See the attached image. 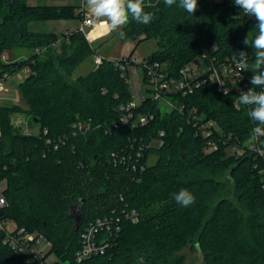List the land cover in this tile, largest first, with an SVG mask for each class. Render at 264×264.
<instances>
[{
	"label": "trees",
	"instance_id": "obj_1",
	"mask_svg": "<svg viewBox=\"0 0 264 264\" xmlns=\"http://www.w3.org/2000/svg\"><path fill=\"white\" fill-rule=\"evenodd\" d=\"M30 1L0 0V76L29 71L19 83L27 108L0 104V182L6 181L0 220L43 234L52 247L42 259L17 253L0 228V264H40L52 253L67 264H186L178 254L188 246L202 253L205 264H264V155L244 149L229 154L217 136L227 133L241 146L250 140L255 125L248 108L237 109L233 92L224 95L204 85L186 96H170L171 109L147 98L135 111L154 115L147 126L114 127L121 107L131 101L117 60L103 58L77 85L65 81L60 71L73 74L97 48L82 30L59 37L30 31L28 25L83 21L84 11ZM145 3L152 21H130L118 37L156 39L159 49L148 61L165 64L172 75L197 58L221 61L245 51L253 59L244 40L251 41L257 22L233 0H198L192 16L164 0ZM21 48L33 53L3 61L5 51ZM193 110L203 121L214 120L219 131L204 138ZM15 113L28 115L33 124L37 118L38 134L15 131ZM159 139L161 146L148 147ZM210 140L218 143L217 150H206ZM258 145L264 151V137ZM221 177L234 183L239 204L254 213L249 233L240 208L222 196ZM180 189L191 191L195 203L177 204L174 195ZM76 203L83 213L77 231L71 217ZM104 218L110 229L95 238L97 244L104 241V252L78 261L84 232Z\"/></svg>",
	"mask_w": 264,
	"mask_h": 264
},
{
	"label": "built area",
	"instance_id": "obj_2",
	"mask_svg": "<svg viewBox=\"0 0 264 264\" xmlns=\"http://www.w3.org/2000/svg\"><path fill=\"white\" fill-rule=\"evenodd\" d=\"M83 25L92 27L94 30L98 28L109 27L105 21H99L94 18L86 17L83 20ZM87 37V36H86ZM88 39V37H87ZM95 68L103 61V56L99 53L93 56ZM4 59V56H3ZM117 60L115 65L122 72V76H126L127 83L131 91V101L121 107V115L119 119L113 122V126L116 127L120 124H131L133 128L147 126L153 119V114H136L135 111L140 107L147 98H151L157 101L159 105L165 109H171L173 107L170 96L172 95H189L196 89L209 85L216 92L227 95L233 92L236 96V103H238V96L241 91H247L252 87L250 84V78L252 76L251 65L252 58L248 57L249 69L241 71L238 67V56H230L219 61L216 57H212L209 60L203 58H197L185 65L180 69L177 75H172L165 64L158 61L150 63L148 60L139 61L133 56H126ZM7 76H0V93L5 88V81ZM259 91V89H257ZM244 105H240V109ZM249 110V109H248ZM195 125L199 126L202 136L204 138H210L215 134V130L219 131V128L214 120L203 121L196 111L191 112ZM160 136H164L163 132L159 133ZM219 140L226 145V151L229 154H235L241 149L248 150L250 152H256L260 155H264V151L259 148V138L253 137L244 143L242 146L237 143L231 142L232 137L227 133H220L217 135ZM163 142L161 139L153 140L148 147L161 146ZM218 149V143L215 140H210L206 147V150L211 152ZM122 161H125L123 158ZM6 204V199L2 193H0V209ZM135 213H132L134 217ZM8 222H2L0 220V228L7 232L6 242L17 253H32L39 259H42L51 250V243L46 239L43 234L37 232H27L24 228H15L14 230H8L6 225ZM109 228L107 218L103 220L98 219L95 223L91 224L83 234L82 248L77 252L76 259L83 261L91 256L98 255L104 252L106 245L104 241L100 244L96 243V235L100 230ZM40 264H48L47 262H41Z\"/></svg>",
	"mask_w": 264,
	"mask_h": 264
},
{
	"label": "rangeland",
	"instance_id": "obj_3",
	"mask_svg": "<svg viewBox=\"0 0 264 264\" xmlns=\"http://www.w3.org/2000/svg\"><path fill=\"white\" fill-rule=\"evenodd\" d=\"M39 5H72L77 11L84 10L88 11L84 0H34ZM81 19L77 17L60 20H45V21H32L28 25V29L34 32L42 33H56L59 37H62L66 33L75 30L80 25ZM86 26V33L89 42L97 48L98 53L107 59H121L133 54L132 56L139 61L148 60L159 48L156 39H139L137 41L126 40L122 41L118 37L117 32H113L110 27L93 29L90 26ZM33 53L30 49H11L4 52L5 63H11L17 60L28 58ZM93 56L88 58L85 62L79 65L73 74H69L64 70L60 73L64 80L73 84H79V78L87 75L94 68ZM25 71L29 73L27 69L18 72L12 77H9L5 81V90L0 93V104L5 105H18L22 108H27L25 98L19 90V83L25 78ZM27 73V75H28ZM35 122V121H34ZM11 123L15 129L23 134H38L39 127L37 122L34 124L28 115L24 113H15L11 116ZM1 136V133H0ZM155 158L151 157L150 162H154ZM224 183V190L222 196L229 198L232 202L237 205L243 213L248 233L250 226L253 222L254 213L247 206L239 204L237 200V194L235 193L234 183L226 179V177L220 178ZM6 186V181L0 182V193ZM8 230H14L18 228L13 221H8L6 225ZM179 256H184L186 264H205L202 253L192 246L186 247L180 251ZM48 264H67L61 261L54 253L49 254L46 258Z\"/></svg>",
	"mask_w": 264,
	"mask_h": 264
},
{
	"label": "clouds",
	"instance_id": "obj_4",
	"mask_svg": "<svg viewBox=\"0 0 264 264\" xmlns=\"http://www.w3.org/2000/svg\"><path fill=\"white\" fill-rule=\"evenodd\" d=\"M86 7L92 14L104 20L113 32H118L121 37L125 35L122 30L130 21L138 24H149L153 19V13L145 11V0H84ZM166 6L171 8L176 5L188 16H192L199 9L198 0H164ZM241 13L256 20L255 35L249 41L248 36L244 40L246 46H250L254 52L251 65L252 87L247 91H241L238 103L249 110L248 117L253 121L252 137L254 139L264 137V0H233ZM238 67L241 71L249 69L248 53L240 51L238 54ZM259 89V91H257ZM225 95H227L226 90ZM177 204L189 207L195 203V196L188 189H180L174 195Z\"/></svg>",
	"mask_w": 264,
	"mask_h": 264
},
{
	"label": "water",
	"instance_id": "obj_5",
	"mask_svg": "<svg viewBox=\"0 0 264 264\" xmlns=\"http://www.w3.org/2000/svg\"><path fill=\"white\" fill-rule=\"evenodd\" d=\"M35 122H38V119H34ZM71 217L75 221V227L74 229L77 231L81 225L82 219H83V213H82V205L79 203H76L71 207Z\"/></svg>",
	"mask_w": 264,
	"mask_h": 264
},
{
	"label": "crops",
	"instance_id": "obj_6",
	"mask_svg": "<svg viewBox=\"0 0 264 264\" xmlns=\"http://www.w3.org/2000/svg\"><path fill=\"white\" fill-rule=\"evenodd\" d=\"M29 3L32 4V5H38V3H36L34 0H31ZM66 5L67 4H65V5H52V6H66ZM79 11H81V10H79ZM86 17L94 18V19H97L99 21H104V20H101L100 18L95 17L90 10L84 11V18H86ZM77 29L82 30L85 33V35L87 36L86 26L83 25V21H80V25L75 30H77ZM4 59H5V55H4ZM27 73L28 72L25 71V74H26L25 77L27 76Z\"/></svg>",
	"mask_w": 264,
	"mask_h": 264
}]
</instances>
